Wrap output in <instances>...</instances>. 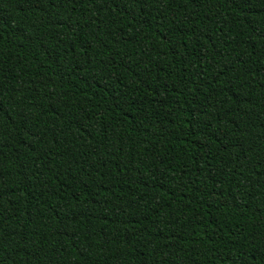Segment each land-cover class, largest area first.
Returning a JSON list of instances; mask_svg holds the SVG:
<instances>
[{"label":"trees","instance_id":"1","mask_svg":"<svg viewBox=\"0 0 264 264\" xmlns=\"http://www.w3.org/2000/svg\"><path fill=\"white\" fill-rule=\"evenodd\" d=\"M0 264H264V0H0Z\"/></svg>","mask_w":264,"mask_h":264}]
</instances>
